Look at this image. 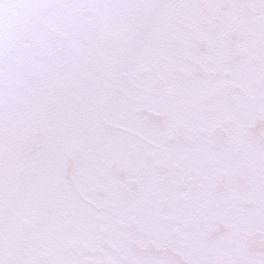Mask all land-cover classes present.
<instances>
[{"label": "snow or ice", "instance_id": "obj_1", "mask_svg": "<svg viewBox=\"0 0 264 264\" xmlns=\"http://www.w3.org/2000/svg\"><path fill=\"white\" fill-rule=\"evenodd\" d=\"M0 264H264V0H0Z\"/></svg>", "mask_w": 264, "mask_h": 264}]
</instances>
